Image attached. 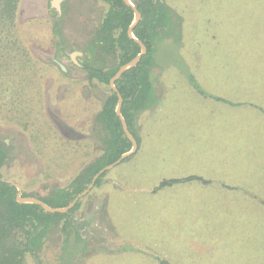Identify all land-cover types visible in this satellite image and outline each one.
<instances>
[{
    "label": "rangeland",
    "instance_id": "rangeland-1",
    "mask_svg": "<svg viewBox=\"0 0 264 264\" xmlns=\"http://www.w3.org/2000/svg\"><path fill=\"white\" fill-rule=\"evenodd\" d=\"M167 1L184 18L182 35L160 44L161 99L144 116L142 148L79 200L73 216L85 244L65 248L62 222L54 225L40 250L46 264H264V0ZM108 9L103 0L20 2L17 28L31 61L18 81L0 85L10 88L0 91V139L4 176L22 193L68 186L104 151L96 115L111 86L91 80L82 64ZM242 60L251 75L237 69ZM191 76L219 88H198ZM223 94L244 108L216 101ZM193 175L212 182L154 191L163 179ZM109 176L118 182L105 184ZM16 238L4 239L0 253ZM22 264L36 263L26 256Z\"/></svg>",
    "mask_w": 264,
    "mask_h": 264
},
{
    "label": "trees",
    "instance_id": "trees-1",
    "mask_svg": "<svg viewBox=\"0 0 264 264\" xmlns=\"http://www.w3.org/2000/svg\"><path fill=\"white\" fill-rule=\"evenodd\" d=\"M103 1L109 4V9L103 17L96 36L88 44L90 55L87 56L82 67L91 80L95 79L110 86V81L118 69L139 54L141 46L130 37L128 32L135 18L133 7L125 0ZM20 2L21 0H0L1 86L7 84L11 78H16L18 81L17 77L22 76V71L25 73L22 64H29L31 61L29 51L23 45L17 28ZM134 4L141 13V19L133 28V33L146 45L147 51L135 66L116 80L115 85L123 96L122 115L139 144L140 135L136 129L137 115L157 101L154 80L155 71L161 70L157 56L160 44L174 33L175 36L179 34L178 37L182 35L184 18L167 0H134ZM53 32L58 39L57 45L62 47L65 40L60 29V19L55 20ZM106 55L113 59V65L108 64ZM190 80L196 87L199 86L196 78L191 76ZM8 89L10 88L1 87L0 91L6 93ZM118 102L117 92L110 88L109 95L96 115L97 121L102 123L107 131L103 153L84 167L68 186L55 188L48 196H37L38 198L52 207L67 206L88 187L95 174L132 148V141L126 135L121 118L116 113ZM5 145V141L0 139V247L4 245V239L10 236H17L18 244L7 253H0V264H22L26 256L31 257L36 264H46L40 256V250L49 232L60 222L65 235V248L73 240L81 245L85 244L83 242L86 240L75 226L73 216V213L79 209L81 201H78L68 212L52 213L39 204L17 200V187L6 181L8 178L3 173L8 159ZM130 158L132 155L124 161ZM107 173L108 170L97 179L95 186L101 185ZM186 180L205 181L199 176L164 179L156 189ZM22 195L35 196L27 192H23ZM160 262L168 264L162 259Z\"/></svg>",
    "mask_w": 264,
    "mask_h": 264
},
{
    "label": "water",
    "instance_id": "water-1",
    "mask_svg": "<svg viewBox=\"0 0 264 264\" xmlns=\"http://www.w3.org/2000/svg\"><path fill=\"white\" fill-rule=\"evenodd\" d=\"M129 5H131L134 9L135 12V18L132 22V24L130 25L128 32L130 37H132L133 39H135L141 46V52L139 54H137L131 61L127 62L126 64L122 65L118 71L115 73V75L112 77L111 81H110V86L111 88L117 92L118 98H119V102H118V106L116 108V113L120 116L122 124H123V128L124 131L126 133V135L128 136V138L132 141V148L123 153L116 161H114L113 163L107 165L106 167L102 168L97 174L94 175L91 183L88 185V187L82 192L80 193L77 198L75 200H73L70 204H68L65 207H60V208H56V207H52L50 205H48L46 202H44L43 200H41L38 197L35 196H29V197H24L22 195V187L20 186V184L12 181V180H6L10 183H13L17 189H18V194H17V200L19 202H29V203H36L41 205L46 211L48 212H52V213H56V212H68L70 209H72L76 203L82 199L86 194H88V192H90V190L95 186V183L97 181V179L107 170H110L112 168H114L116 165H118L119 163H121L122 161H124L127 157L133 155L136 150L138 149V142L135 139V137L133 136L132 132L129 129L128 123L126 121V119L124 118V116L122 115L121 112V107L123 104V96L122 94L118 91L115 82L118 78H120V76L127 71L128 69H130L131 67L135 66L141 59L142 55L144 53H146L147 51V47L146 45L138 38H136V36L133 33V28L136 26V24L139 22V20L141 19V13L138 10L137 6L131 1V0H125Z\"/></svg>",
    "mask_w": 264,
    "mask_h": 264
},
{
    "label": "crops",
    "instance_id": "crops-1",
    "mask_svg": "<svg viewBox=\"0 0 264 264\" xmlns=\"http://www.w3.org/2000/svg\"><path fill=\"white\" fill-rule=\"evenodd\" d=\"M241 58V57H240ZM242 59V58H241ZM243 61V63L241 64L240 62H239V64L236 66L237 67V69L242 73V75H251V73H252V70H251V67H250V65L248 64V63H246V61H244V60H242ZM197 82H198V84H199V86H202L204 89H207V90H209V89H214V88H219L217 85V83L216 84H210V83H204V84H202V82L200 83V80H197ZM163 84V86H160V87H158V89L159 90H162V89H168V86H166V84L165 83H162ZM158 93H159V91H158ZM212 95V94H211ZM159 99H161L159 96L157 97V100L159 101ZM221 101L223 104H225V105H228L231 109H238V108H244V106H243V101H240L238 98H233V96H228V95H225V94H223V95H221L220 97L218 96L217 97V99H216V101ZM158 101H156V103L155 104H153L152 106H150V107H148V108H145V109H143L138 115H137V119H136V129H137V131H138V133H139V135H140V143L138 144V149L136 150V152L132 155V158L140 151V149L142 148V143H143V140H142V132H143V129L146 127V124H147V118H144V116L146 117V113H147V111L148 110H153V109H156L158 106H159V103H158ZM258 103V102H257ZM257 103H253V104H251V106H256V107H258V105L259 104H257ZM247 106H249V105H247ZM246 106V107H247ZM261 113H263L264 114V111H260ZM132 158H130V159H132ZM129 159V160H130ZM129 160H127V161H129ZM124 162H126V161H124ZM121 163H123V161L121 162ZM121 163H119L118 165H120ZM118 165H116L115 167H117ZM114 167V168H115ZM114 168H112V169H114ZM193 176H198V175H193ZM190 177V176H189ZM199 177H201V178H203L205 181H202V180H197V181H200V182H203L204 184H208V183H210V182H212V179H210V178H204V177H202V176H199ZM183 178H187V177H183ZM170 179H178V178H170ZM164 180V179H163ZM186 181H190V180H186ZM116 182H118L117 181V178L116 179H114L113 178V176H109V177H107V179H106V182H104L105 184H111V183H114V185L116 184ZM182 182H185V181H182ZM181 183V182H180ZM160 184V183H159ZM177 184V183H176ZM223 186H226V183L224 182V184H222ZM159 186V185H158ZM158 186H156L155 188H154V191H158L159 189H156ZM166 187H168V186H166ZM227 187V186H226ZM164 188V187H163ZM160 189H162V188H160ZM104 192H106V194H107V192H108V189L107 188H104ZM110 193V192H109ZM249 193V192H248ZM255 196H256V193L254 194V196H253V198H255ZM105 197H106V195H104V199H105ZM264 202V201H263ZM111 219V218H110Z\"/></svg>",
    "mask_w": 264,
    "mask_h": 264
},
{
    "label": "flooded vegetation",
    "instance_id": "flooded-vegetation-1",
    "mask_svg": "<svg viewBox=\"0 0 264 264\" xmlns=\"http://www.w3.org/2000/svg\"><path fill=\"white\" fill-rule=\"evenodd\" d=\"M81 200V199H80Z\"/></svg>",
    "mask_w": 264,
    "mask_h": 264
}]
</instances>
